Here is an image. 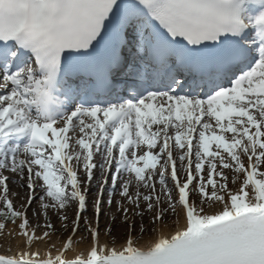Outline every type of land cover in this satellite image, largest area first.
I'll return each instance as SVG.
<instances>
[{
    "label": "snow or ice",
    "instance_id": "obj_1",
    "mask_svg": "<svg viewBox=\"0 0 264 264\" xmlns=\"http://www.w3.org/2000/svg\"><path fill=\"white\" fill-rule=\"evenodd\" d=\"M0 219V264H264V0H0Z\"/></svg>",
    "mask_w": 264,
    "mask_h": 264
},
{
    "label": "bare ground",
    "instance_id": "obj_2",
    "mask_svg": "<svg viewBox=\"0 0 264 264\" xmlns=\"http://www.w3.org/2000/svg\"><path fill=\"white\" fill-rule=\"evenodd\" d=\"M96 159L98 161L100 158L98 159V157H96ZM9 175H11L10 171H9ZM96 186H97V184H96V181L94 180L92 183L91 192L89 193V197L92 196V192H93V190L95 191ZM10 188L12 190V193H15V192L20 193V197H16L20 203H21V198H25L27 193H28V190L26 188H20L19 187V180H15L14 182L10 183ZM39 192H40V189L37 188L36 194L38 195ZM105 196H106V193H105ZM113 211H115V204H113L111 210L108 209L106 206L103 208V213L100 217V221H101L100 224H101V227H102V225L105 226L104 232L107 230L106 229V223L109 222L111 212H113ZM29 214L32 215V216H30L29 220L32 221L33 223H35V220L33 218V211L31 212V210H29ZM28 217H29V215H28ZM118 219H119V217H118ZM146 219H147V217L145 218L144 221H146ZM136 222H137V225H139L141 223L139 218H137ZM0 223H3V222L0 221ZM56 223H58V222H56ZM182 226H183V220L182 219L179 221V223H177L176 220H174V221L169 220L168 222L158 223L156 225L153 233L148 234V235L146 234L142 238H139L137 235L138 234L137 231L139 230V228H137L133 232V235H134V237H136V245L138 247L147 248L159 235H162V234L170 235L171 233H173L175 231V229L177 227H182ZM14 228H15V226H13L12 223H8L3 234L0 236V253L3 252L4 247H6V244L9 242L8 233L11 232ZM122 228L123 227L120 226L117 229H114L113 232H116V231L119 232V230H121ZM101 231H102V228H101ZM101 239L103 241L104 237L102 236ZM113 239L114 238H110V236L107 237L109 244H111ZM53 240L59 244L58 237H54ZM122 242H123V239H118V240L116 239V245L117 246H119V244ZM41 247H43V245H41ZM88 247H89L88 241L85 239L83 242H81L79 239V236L77 237V241H75L73 243V248H75L77 250H83L86 252L88 250ZM54 252H55V250H54ZM69 255H71V253Z\"/></svg>",
    "mask_w": 264,
    "mask_h": 264
},
{
    "label": "rangeland",
    "instance_id": "obj_3",
    "mask_svg": "<svg viewBox=\"0 0 264 264\" xmlns=\"http://www.w3.org/2000/svg\"><path fill=\"white\" fill-rule=\"evenodd\" d=\"M98 159H99V157H98ZM8 174H9V173H8ZM228 175H229V177H231V172H229ZM92 183H93V182H92ZM229 187H233V185H232V183H231V179L229 180ZM96 191H97V186L95 187V191L93 190L92 194H94ZM10 199H13V200H14V204H15L16 206H19V205H20L19 200H18L16 197H13L11 194H10ZM33 207H35V205H34ZM29 210H31V212L33 211L32 209H29ZM29 210H28V215H29V218H30V216H32V215L29 214ZM72 212H73V209L70 208V209L68 210L69 216H71ZM169 220L174 221L175 218H174L173 216H171V214H170L168 217L165 218V221H163V222H168ZM0 221H2V222L5 224V228H6V226L8 225V223H12L11 221H10V222H9V221H4V220H2V219H0ZM54 222L56 223V222H58V221H55V219H54ZM100 222H101V221H100ZM161 223H162V222H161ZM12 225L15 226V227H17V225H15V224H13V223H12ZM139 225H140V224H139ZM139 225H138L137 228H139ZM144 225L146 226L147 231H144L143 234H141V231H140V229H139V230L137 231V233H138L137 235H138L139 238H142V237L145 236L146 234L148 235V234L153 233V232H154V229H155V227H156L157 224H155V225L151 224V223H150V217H147L146 221H144ZM5 228H4L3 230H0V236L3 234ZM101 228H102V231H101V232H104L105 226L102 225ZM123 233H124V230H123V228H122L121 230H119V232H118V231L113 232V233H112V236H110V238H115V239H117V240H118V239H122V238H123ZM84 235L87 236V233H84ZM53 238H54V237H53Z\"/></svg>",
    "mask_w": 264,
    "mask_h": 264
}]
</instances>
